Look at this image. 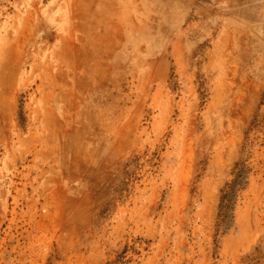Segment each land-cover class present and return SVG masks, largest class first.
I'll return each instance as SVG.
<instances>
[{"label": "rangeland", "instance_id": "rangeland-1", "mask_svg": "<svg viewBox=\"0 0 264 264\" xmlns=\"http://www.w3.org/2000/svg\"><path fill=\"white\" fill-rule=\"evenodd\" d=\"M0 264H264V0H0Z\"/></svg>", "mask_w": 264, "mask_h": 264}, {"label": "built area", "instance_id": "built-area-1", "mask_svg": "<svg viewBox=\"0 0 264 264\" xmlns=\"http://www.w3.org/2000/svg\"><path fill=\"white\" fill-rule=\"evenodd\" d=\"M2 259V258H1ZM10 259H12V260H15L16 258H14V257H10ZM3 260V259H2Z\"/></svg>", "mask_w": 264, "mask_h": 264}, {"label": "trees", "instance_id": "trees-1", "mask_svg": "<svg viewBox=\"0 0 264 264\" xmlns=\"http://www.w3.org/2000/svg\"><path fill=\"white\" fill-rule=\"evenodd\" d=\"M241 176H242V174L240 175V177H241ZM240 177H239V178H240ZM237 180L239 181V179H237Z\"/></svg>", "mask_w": 264, "mask_h": 264}]
</instances>
